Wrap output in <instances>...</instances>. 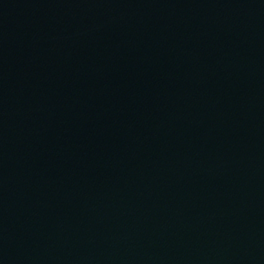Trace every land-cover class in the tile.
I'll return each instance as SVG.
<instances>
[{"label": "water", "instance_id": "1", "mask_svg": "<svg viewBox=\"0 0 264 264\" xmlns=\"http://www.w3.org/2000/svg\"><path fill=\"white\" fill-rule=\"evenodd\" d=\"M0 264H264V0H0Z\"/></svg>", "mask_w": 264, "mask_h": 264}]
</instances>
